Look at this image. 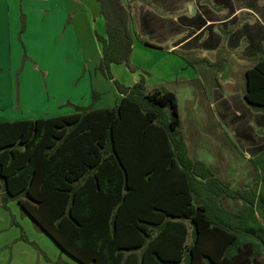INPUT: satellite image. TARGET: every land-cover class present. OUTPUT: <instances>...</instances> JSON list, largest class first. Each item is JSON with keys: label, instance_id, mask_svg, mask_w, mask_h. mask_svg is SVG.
I'll return each instance as SVG.
<instances>
[{"label": "trees", "instance_id": "16d2710c", "mask_svg": "<svg viewBox=\"0 0 264 264\" xmlns=\"http://www.w3.org/2000/svg\"><path fill=\"white\" fill-rule=\"evenodd\" d=\"M95 2L105 20V36L96 33L99 69L123 98L94 109L93 91V103L73 114L0 122V208L17 201L77 264H261L264 152L250 189L193 159L177 95L148 90L142 74L131 87L111 74L113 65L131 69L130 3ZM245 77L246 102L264 111V57ZM226 201L242 211L227 210Z\"/></svg>", "mask_w": 264, "mask_h": 264}, {"label": "rangeland", "instance_id": "374dc122", "mask_svg": "<svg viewBox=\"0 0 264 264\" xmlns=\"http://www.w3.org/2000/svg\"><path fill=\"white\" fill-rule=\"evenodd\" d=\"M11 1L19 14L20 0ZM191 1L196 0H123L132 5L136 26L150 41L156 40L152 38H158L161 31L149 19L164 17L167 45L161 50L146 46L145 39L139 36L134 37L131 69L113 66L111 74L118 76L120 83L128 82L131 74H142L150 86L175 93L181 116L180 132L190 156L213 167L217 176L233 188H255L260 171L254 159L264 152V111L246 102L245 73L264 57V28L256 27L259 30L254 31L256 28L244 27L242 32L250 39L242 42L234 55L226 43L238 23L219 30L224 43L218 46L211 37L215 31L207 24L206 15L189 17L187 5ZM197 2L200 8L220 4V11L204 8L209 18H222L237 7L248 6L264 20V0ZM58 7L53 0L33 3L23 0L21 55L9 60L5 45L0 43V116L8 121L49 118L57 110H76L77 102H84L82 97L89 91L91 103L93 91L99 93L94 103L98 108L114 107L115 94L121 98L114 82L101 73L99 56L89 40L94 37L97 45L96 33L105 36V20L96 10L98 4L95 0H68L66 9L61 11ZM183 11L186 15H182ZM148 12L153 15L149 17ZM246 16H240L239 20ZM251 20L255 21L253 17ZM203 26L192 45L201 46L205 56L202 52H189L188 47L168 52L172 44ZM259 41V52L249 57ZM205 46L210 49L205 50ZM246 51L248 57L244 55ZM208 59L215 63L207 62ZM224 207L233 212L242 211L239 202L226 201ZM257 261L264 264V255ZM61 262L76 264L23 213L17 201L10 200L0 208V264Z\"/></svg>", "mask_w": 264, "mask_h": 264}, {"label": "crops", "instance_id": "0c3cea01", "mask_svg": "<svg viewBox=\"0 0 264 264\" xmlns=\"http://www.w3.org/2000/svg\"><path fill=\"white\" fill-rule=\"evenodd\" d=\"M29 1L33 3V2H50L51 0H29ZM54 1H56L57 5L59 6L58 8H61V11H62V9H66L68 0H53V2ZM10 3L12 4L11 0H0V43L5 45V47L7 49V52H8V58H9V60H12L13 58L16 57V55H19V56L21 55L22 33H21V29H20L21 28L20 20H21V15H22V3H23V0H20L21 8H20L19 14L17 12V9L14 7V5L12 4V6H11ZM83 4L84 3L82 2V6H83ZM95 4H96V2H95ZM201 5H203V3ZM16 6H17V3H16ZM214 6L206 4V5H203L200 8L199 7V3L197 2V0L196 1H191V4L187 5V9L190 12L189 17L190 18H194L195 16L200 15V14L206 15L205 20H206L207 24H210L213 27V29H214L213 31H215V33H212L211 37H213L215 39L216 45L219 43L218 46L220 44L222 45V43H224L223 42V34H222L221 31L219 32V30H222V27L225 28V26L226 27H230L229 26L230 24L234 25V24L238 23L237 29L234 32H232V34H230L229 39H228V41L226 43V45L229 46V48L233 49V54L234 55H235V50L238 47H240L241 43L242 42L244 43V42H246L247 40L250 39V37L247 36L246 32H242L244 27L247 26V27H253V28H256V27L264 28V20H263V18H261V16H260L261 14H259L257 11H255L251 7H248V6L237 7L231 14H229V15H227L225 17L214 18L213 16H211V18H209L207 16L206 12H204V8H207L210 12L220 11V9H218V8L221 7L220 4H216ZM131 7H132V5H131ZM213 7H214V9H213ZM209 8H212V9H209ZM96 10H99V9L96 8ZM185 11H183L182 15H186ZM132 14H133V30L136 33V35L139 36L142 39H145V41H148L149 43H152V44L156 45L157 48L160 47L159 49H161V50L164 49L166 47L164 45H167L166 42H164L166 40L165 39L166 36L163 33L164 30H165V19H163L164 17H162V16L156 17L155 16L152 19H149V22H154L152 25L157 26L159 28V31H161L158 38H152V39H156V40H152L153 41L152 42V41L146 39L144 37V35L142 34V32L137 28L136 23H135L134 13L132 12ZM147 14H148L149 17L151 15H153L151 12H148ZM244 14H246L247 16L245 18H243L242 21H240L239 17L244 15ZM250 16L253 17L255 19V21L251 20ZM84 18L85 17L82 16V19H84ZM174 19L178 20L176 17ZM203 28H204V26L202 28H198L195 32H193L191 34V36L185 38L184 40H182V41H180L178 43L172 44L171 48H168V52L175 53L179 49H183L185 47L190 48L189 52H191V53H198V52L200 53V52H202L201 51L202 48H200L201 46L194 45V44L192 45V42L196 39V37L201 35V32H202ZM256 30H259V29L256 28L254 31H256ZM82 34L84 36L87 35L84 29H82ZM89 40H90L91 45L93 46V48L96 51V56L98 55L99 56V60H101L102 52H101L100 43L99 44L97 43V45H96V43H95L96 40L94 39V37L90 38ZM237 40H239V41L236 42ZM251 46H252V44H250L249 47H251ZM259 47L261 48V41H259L256 44V46L254 48H252L253 51L249 54L250 56L248 55L247 51H246L247 55L245 53H244V55L247 56V57L249 56L251 58L254 57V55H256V53L259 52V49H258ZM17 48H18V50H17ZM133 49H134V47H133ZM204 49L208 50L210 48L205 46ZM132 53H133V51H132ZM202 53L205 56L206 52H202ZM208 60H206V61L210 62V63L214 62L211 59L209 61ZM113 66H119V65H113ZM114 80L119 81L118 76H114ZM128 80H129L128 82L122 83V84L127 86V87H131V86H133L134 84H136L138 82L139 76L135 75V74H131V77ZM146 81H147V79H146ZM112 82H114V81L112 80ZM111 84H113V83H111ZM146 84H147L148 90H150V91L157 88L156 87L157 85H151L150 86L149 85V81H147ZM91 85H90V87H91ZM93 86H94V84H93ZM111 86H113V85H111ZM89 92H88V94H85L82 97L84 102H80V103L77 102L78 106L88 107L90 105L91 101H90V97H89ZM115 95H116V101H115V105H116V104H118L121 101V99L123 98V95L120 94L121 98L120 97L118 98L117 94H115ZM100 99H102V97H100ZM86 101H87V103H85ZM94 109H104V108H98V104H96V105H94ZM55 112L56 113L53 116H51V117H58V116L73 114L76 111L74 109H72V110H65V111L57 110ZM29 119L31 120L32 118H26L24 120H29ZM0 121H8V119L4 118L3 116H0Z\"/></svg>", "mask_w": 264, "mask_h": 264}]
</instances>
